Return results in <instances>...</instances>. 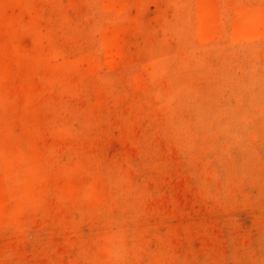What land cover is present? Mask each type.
I'll return each instance as SVG.
<instances>
[{
	"label": "rangeland",
	"instance_id": "obj_1",
	"mask_svg": "<svg viewBox=\"0 0 264 264\" xmlns=\"http://www.w3.org/2000/svg\"><path fill=\"white\" fill-rule=\"evenodd\" d=\"M0 264H264V0H0Z\"/></svg>",
	"mask_w": 264,
	"mask_h": 264
}]
</instances>
